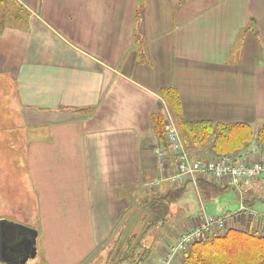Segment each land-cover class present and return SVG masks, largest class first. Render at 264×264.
Masks as SVG:
<instances>
[{"label": "crops", "instance_id": "obj_1", "mask_svg": "<svg viewBox=\"0 0 264 264\" xmlns=\"http://www.w3.org/2000/svg\"><path fill=\"white\" fill-rule=\"evenodd\" d=\"M0 81L15 88L28 139L44 264H183L186 253L165 260L169 246L209 215L202 207L167 226L188 184L200 205L239 225L244 200L264 196L253 182L177 177L176 156L151 127L155 111L171 115L161 90L175 88L182 118L249 126L253 141L231 155L264 160L255 141L264 125V0H0Z\"/></svg>", "mask_w": 264, "mask_h": 264}, {"label": "rangeland", "instance_id": "obj_2", "mask_svg": "<svg viewBox=\"0 0 264 264\" xmlns=\"http://www.w3.org/2000/svg\"><path fill=\"white\" fill-rule=\"evenodd\" d=\"M18 108L15 88L8 85L7 82L0 81V220L13 221L37 232L34 235H23L21 242L23 246L28 245L31 251L34 252L32 259L36 262H33V264H44L42 255L44 250L43 239L40 234L38 236L40 227L36 218L37 209L30 199L31 193L29 191L32 190V186L27 180L26 163L24 162V149L28 139L23 136L25 131L22 129ZM170 114L168 115L171 116L176 128H178L171 111ZM163 125H165L164 121ZM164 133H166L165 128ZM231 154L234 153H228V155ZM207 157H209L208 153L205 158ZM247 182L256 184L255 191L264 190L263 180L243 181L242 183ZM227 195L231 197L234 192H229ZM244 195H242L243 198H246ZM24 199H29V202L25 203ZM235 203L236 201L222 206L228 209H236L238 205H234ZM202 207L207 210L209 214L207 216H219L220 214L215 205H208L207 202L200 205L193 185L188 184L180 200L170 205L167 226H175L184 216L192 214L194 211V214L202 212ZM253 208L264 213L263 203H257ZM146 222L148 224V220ZM5 230H7L9 237L13 236L9 233L12 232L10 227L7 226ZM25 250L29 252L27 248ZM0 264L3 263L0 261Z\"/></svg>", "mask_w": 264, "mask_h": 264}, {"label": "trees", "instance_id": "obj_3", "mask_svg": "<svg viewBox=\"0 0 264 264\" xmlns=\"http://www.w3.org/2000/svg\"><path fill=\"white\" fill-rule=\"evenodd\" d=\"M176 119L177 127L187 151L210 149L214 154H228L244 149L253 141L249 126L214 124L211 121H190L180 115V100L175 88L160 92ZM151 127L154 135L164 138L163 117L160 111L152 114ZM257 147L264 146V125L256 135ZM213 188L214 186H210ZM264 196L246 198L244 203L253 207L255 200ZM163 209L162 205H157ZM183 264H264V234L254 230L217 233L206 240L194 243L186 252Z\"/></svg>", "mask_w": 264, "mask_h": 264}, {"label": "built area", "instance_id": "obj_4", "mask_svg": "<svg viewBox=\"0 0 264 264\" xmlns=\"http://www.w3.org/2000/svg\"><path fill=\"white\" fill-rule=\"evenodd\" d=\"M165 137L167 149L177 158L176 176L194 175L201 173L217 185L239 187L243 181H264V161L244 160L236 161L235 157L226 154H215L203 159L191 157L185 149L181 136L171 116L164 117ZM160 157L164 152L158 150ZM245 212V222L238 224L230 215L204 216L197 224L183 230L173 245H170L165 260H170L178 255H185L190 247L204 238L215 233L229 229H246L262 232L264 234V213L253 207L241 208Z\"/></svg>", "mask_w": 264, "mask_h": 264}, {"label": "water", "instance_id": "obj_5", "mask_svg": "<svg viewBox=\"0 0 264 264\" xmlns=\"http://www.w3.org/2000/svg\"><path fill=\"white\" fill-rule=\"evenodd\" d=\"M10 227L12 232L8 236L6 227ZM37 232L29 227L15 223L13 221L0 220V261L6 264H26L28 259H32L34 252L21 242L23 235L36 234ZM33 245V244H32ZM27 248V250H25ZM10 254L11 257L6 256Z\"/></svg>", "mask_w": 264, "mask_h": 264}, {"label": "flooded vegetation", "instance_id": "obj_6", "mask_svg": "<svg viewBox=\"0 0 264 264\" xmlns=\"http://www.w3.org/2000/svg\"><path fill=\"white\" fill-rule=\"evenodd\" d=\"M6 256H8V257H11V255H10V254H7Z\"/></svg>", "mask_w": 264, "mask_h": 264}]
</instances>
